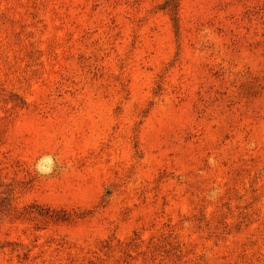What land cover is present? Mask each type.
<instances>
[{"label": "rangeland", "instance_id": "rangeland-1", "mask_svg": "<svg viewBox=\"0 0 264 264\" xmlns=\"http://www.w3.org/2000/svg\"><path fill=\"white\" fill-rule=\"evenodd\" d=\"M0 0V264H264V0Z\"/></svg>", "mask_w": 264, "mask_h": 264}, {"label": "trees", "instance_id": "trees-1", "mask_svg": "<svg viewBox=\"0 0 264 264\" xmlns=\"http://www.w3.org/2000/svg\"><path fill=\"white\" fill-rule=\"evenodd\" d=\"M177 0H168L167 2H166V6H169L170 7V9L171 10H176V8H177Z\"/></svg>", "mask_w": 264, "mask_h": 264}]
</instances>
